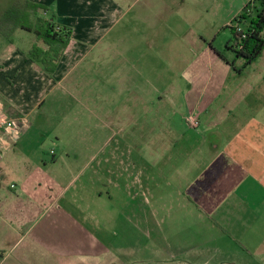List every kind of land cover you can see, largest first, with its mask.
Masks as SVG:
<instances>
[{
    "label": "crops",
    "instance_id": "crops-1",
    "mask_svg": "<svg viewBox=\"0 0 264 264\" xmlns=\"http://www.w3.org/2000/svg\"><path fill=\"white\" fill-rule=\"evenodd\" d=\"M30 1L70 42L51 75L28 59L34 43L5 53L0 103L21 125L12 146L48 129L64 158L26 157L10 195L0 162V264H264V52L234 74L207 50L195 100L161 113L139 54L167 43L121 25H154L155 0ZM124 149L140 160L131 170L116 162Z\"/></svg>",
    "mask_w": 264,
    "mask_h": 264
},
{
    "label": "rangeland",
    "instance_id": "rangeland-1",
    "mask_svg": "<svg viewBox=\"0 0 264 264\" xmlns=\"http://www.w3.org/2000/svg\"><path fill=\"white\" fill-rule=\"evenodd\" d=\"M17 1L19 0H0V18L9 6ZM238 7L239 0H155L153 7L154 25L138 22L131 24L130 19H126L121 24L124 30H132L133 34L129 33V40L131 37L140 40L141 34L153 32L156 37H163L165 43H167V45L156 49L153 55L139 54L140 62L147 63L144 66V72L140 69V74L147 75L148 72L149 78L154 81L156 96L160 95L164 98V104L163 102L159 104V108L162 109L161 113L167 111L182 112L176 108L180 107L177 98L180 95H183L188 104L195 100L197 88L196 85L194 86V82L201 73L204 77L205 68L209 69L205 64V68L201 70L202 64H200L203 63V59L208 57L207 50L212 51L213 63L215 62V53H220L226 61L232 62L233 55L225 48L231 38L230 31L226 27L228 24H232ZM147 13L150 14V11ZM129 17L131 18V15ZM12 41L10 42L0 35V59L5 53L12 51L14 48L23 50L30 47L32 43H35V36L17 30L12 37ZM220 59L227 64L224 59ZM215 66H213L214 73L217 71ZM233 71L234 69H232V73H234ZM142 77L144 78V76ZM168 97L170 99L175 97V101L169 102V106L166 102ZM157 106L158 104H156L155 110H159ZM172 117L175 116L172 115ZM173 119L178 127V119L176 117ZM160 122L161 120L155 122V131L165 136L166 132L163 130L164 127L159 124ZM170 122L174 124L173 121L170 120ZM188 126L192 128L189 124ZM43 132L39 131L37 127H32L21 144L16 147L12 146L8 152L6 151V155H4V152L0 156V162L8 165V172L3 179V185L9 195L7 187L13 180H16V170H20L22 162H27L26 157H29L33 162H41L40 159L51 162L52 152H55L58 158H64L62 150H59L56 146L49 130ZM135 153L130 149L119 150L117 152L119 159L116 162L121 160L124 162V167L131 170L132 162L133 164L134 162H140L136 159ZM162 153V151L156 150L150 155V158L157 161ZM16 164L18 166L15 168ZM143 190V192H146V187ZM10 247L7 246V249H10Z\"/></svg>",
    "mask_w": 264,
    "mask_h": 264
},
{
    "label": "trees",
    "instance_id": "trees-1",
    "mask_svg": "<svg viewBox=\"0 0 264 264\" xmlns=\"http://www.w3.org/2000/svg\"><path fill=\"white\" fill-rule=\"evenodd\" d=\"M41 10L46 9L30 0L14 2L0 18V35L13 42L17 30L33 34L35 43L28 51V59L40 64L43 71L51 75L69 45L72 32L70 28L40 16ZM226 29L231 38L225 48L232 53V62L226 61L220 53L218 55L239 73L264 52V0H250Z\"/></svg>",
    "mask_w": 264,
    "mask_h": 264
},
{
    "label": "built area",
    "instance_id": "built-area-1",
    "mask_svg": "<svg viewBox=\"0 0 264 264\" xmlns=\"http://www.w3.org/2000/svg\"><path fill=\"white\" fill-rule=\"evenodd\" d=\"M187 122L194 129L199 127L198 118L195 116H189ZM20 129V123L15 118L11 117L0 103V155L12 147V132L18 134Z\"/></svg>",
    "mask_w": 264,
    "mask_h": 264
}]
</instances>
